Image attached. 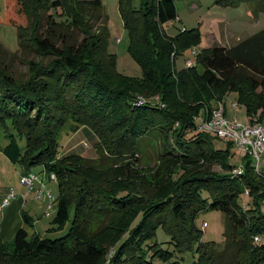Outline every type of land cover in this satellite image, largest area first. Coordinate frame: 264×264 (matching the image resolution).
<instances>
[{"label": "trees", "instance_id": "1", "mask_svg": "<svg viewBox=\"0 0 264 264\" xmlns=\"http://www.w3.org/2000/svg\"><path fill=\"white\" fill-rule=\"evenodd\" d=\"M249 3L264 12V0L215 1L225 8ZM118 6L140 77L117 70L102 0H7L6 22L18 29L20 49L30 46L50 61L26 62L29 76L21 82L0 45V125L11 120L26 139L22 150L10 135L3 153L23 174L41 166L55 175L53 223L58 230L70 226L54 240L26 227L10 242L0 236V264H153L187 250L197 254L193 264H264V176L249 157L242 159L244 173L234 174L233 142L217 149L198 123L201 110L206 115L237 92L238 104L264 126V29L234 46L202 49L193 67L177 70V56L202 40L197 29L164 33L163 24L178 19L174 0H141L140 8L118 0ZM68 123L91 130L118 166L105 172L79 154L61 156L58 135ZM157 131L162 149L146 178L140 141ZM245 191L249 207L239 203ZM204 210L227 219L222 248L203 241L196 220ZM159 228L173 253L155 240Z\"/></svg>", "mask_w": 264, "mask_h": 264}, {"label": "rangeland", "instance_id": "2", "mask_svg": "<svg viewBox=\"0 0 264 264\" xmlns=\"http://www.w3.org/2000/svg\"><path fill=\"white\" fill-rule=\"evenodd\" d=\"M216 0H174L177 7L179 17L175 21H169L163 24V31L169 37H175L184 29H197L201 34V44L197 51L201 48H209L211 46H230L237 44L249 36H252L264 29V12L254 10L253 5L242 4L238 7H222L215 4ZM104 12L107 16V30L109 32L108 51L117 57V70L119 73L129 77H140L142 75L138 62L129 52L130 37L128 31L124 27L123 19L119 12L118 0H102ZM136 7L140 8L141 0H135ZM7 0H0V45L8 53L6 63L12 75L21 82L28 79L29 71L26 62L30 60L42 61L48 63L50 58H42L31 49L30 46H24L20 49L18 29L6 22ZM15 17V16H14ZM16 18V17H15ZM23 23L26 22L24 19ZM16 54V56H13ZM13 56V57H12ZM193 58L192 50L177 56L175 65L177 70L187 68V59ZM145 97V96H144ZM150 101H158L159 97H145ZM138 99V98H137ZM239 95L237 92H229L223 98L226 106V115L230 119H238L243 125H248L250 117L244 105H239L238 109L233 108V104L238 103ZM204 115V110L199 113V119ZM76 130L73 132L71 130ZM10 135H13L22 150L25 149L26 139L15 132L11 120H7L5 124L0 125V148H3L10 141ZM213 136V135H212ZM229 139H219L214 136V146L217 149L225 150L229 145ZM140 167L144 170L143 174L146 178L150 177L147 170L155 166L158 162V155L162 149V140L159 131L153 132L149 137L140 141ZM58 148L61 156L70 154H79L95 169L105 172L111 171V166L115 164L116 158L103 148L101 140L88 128H78L71 123L60 131L58 135ZM232 153H235L230 159L231 164L239 166L244 154L233 145L230 147ZM262 158L264 159V151ZM121 161H119L120 163ZM12 166V164H11ZM264 168V162L262 163ZM16 174L19 178V172L23 171L21 164L16 165ZM108 170V171H106ZM216 170L220 171L219 168ZM33 173L40 176L41 182L44 183V194L38 198L39 185H35V203L34 207L31 203L27 204V209L34 208L31 214V224L28 225L30 235H38L41 238L57 239L65 236L69 230L70 223L63 230L56 229L53 223L56 215V198L58 196L57 181L52 180L49 174L41 166L31 168ZM11 171L0 159V185L6 184L10 189L9 183H12ZM100 175V174H99ZM98 176V175H97ZM22 183V181L20 180ZM138 182V180H137ZM24 186V191L29 193V189ZM138 189V187H137ZM142 189V188H139ZM14 190V189H10ZM47 191H50L54 197V201L48 198ZM16 193V192H15ZM251 202V197L242 194L239 203L245 205ZM248 205V204H247ZM249 207V205H248ZM264 209V208H263ZM100 220V219H99ZM98 220V222H99ZM225 215L216 210L202 211L196 220L197 226L202 230L203 241L213 242L218 248L223 247L224 231L226 228ZM97 218L93 217V223H98ZM161 249L165 251H174L173 245L169 244L170 238L159 228L155 239ZM197 259L194 251L187 250L184 253H174L169 261H163L158 258L154 259L153 264H193Z\"/></svg>", "mask_w": 264, "mask_h": 264}, {"label": "built area", "instance_id": "3", "mask_svg": "<svg viewBox=\"0 0 264 264\" xmlns=\"http://www.w3.org/2000/svg\"><path fill=\"white\" fill-rule=\"evenodd\" d=\"M194 54L193 58L187 60V67H193L195 65L196 56L198 51L196 49L192 50ZM140 103L145 101L144 98H139ZM235 110L238 109L239 104L235 103L232 105ZM199 129L205 133L213 135L219 139H229L237 148L244 154V157H249L252 160L254 172L260 176H264V168H262V163L264 159L262 158L264 151V126L257 122L256 118L251 119L248 125H243L238 122V119H230L226 115V106L222 102L216 103L211 111H209L202 118H198ZM245 171V164L241 161L240 165L234 169L233 173L236 175H241ZM50 178L56 181L55 175H51ZM22 183L29 189L33 191L35 185L38 184L39 194L38 198H41L44 194L45 185L41 182V178L38 174L29 172L27 174L21 175ZM48 198L54 201V197L50 191H47ZM248 195V191H245ZM15 198V191L11 190L8 196L3 200L0 206V211L7 207L11 200ZM254 241L258 244L261 241L260 237H255Z\"/></svg>", "mask_w": 264, "mask_h": 264}, {"label": "crops", "instance_id": "4", "mask_svg": "<svg viewBox=\"0 0 264 264\" xmlns=\"http://www.w3.org/2000/svg\"><path fill=\"white\" fill-rule=\"evenodd\" d=\"M202 49L203 48H201L200 50ZM200 50H198V52ZM5 146H3V148H0V159L5 164V166H7L8 169L11 171L10 174L12 183H9V185H11L10 189H14L16 193L15 198L11 200V203L0 211V236L3 241L10 242L19 229H21L22 227H26V229L28 230V227L24 222L23 215L24 213H26L27 215L31 214L34 208L30 207L28 210L27 204L31 203V205L34 207V199L36 198L34 193H30V191L29 193H26L24 191V186L20 182L23 171L19 172V178L16 174H14V172H17L16 165H18V163H12L10 159L3 153V149L5 148ZM10 189H8V186H6V184L0 185V206L3 203V200L8 196L9 192L11 191ZM34 191L35 189L32 192ZM31 220L32 218L30 219V221Z\"/></svg>", "mask_w": 264, "mask_h": 264}]
</instances>
